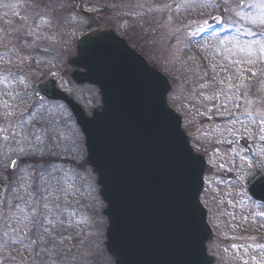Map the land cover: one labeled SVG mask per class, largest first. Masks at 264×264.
Segmentation results:
<instances>
[{"label":"rangeland","instance_id":"374dc122","mask_svg":"<svg viewBox=\"0 0 264 264\" xmlns=\"http://www.w3.org/2000/svg\"><path fill=\"white\" fill-rule=\"evenodd\" d=\"M29 1L0 0V183L8 184L6 199L0 207L2 264L113 263L104 250L107 220L102 212L105 205L99 198L97 178L87 165V149L81 132L64 104L41 102L36 91L42 79L54 72L69 70L66 61L70 56L75 57L76 43L89 24L79 14L83 10L99 17L102 30L113 29L122 36L138 32V17H142V26H147L149 37L147 39L142 32L147 41L142 42L144 51L141 52L170 80L173 89L169 106L183 118L193 148L206 156L207 168H211L206 174L204 196L210 200L206 202L208 207L214 208L215 194L227 201L233 192L235 201L247 202L244 182L236 183L233 191V179L224 180L220 176L222 171L234 169L239 171L238 182L249 174L247 169H264V157L262 161L261 155L258 159H248L237 143L248 137L249 122L259 119L264 124V59L261 64L246 68L225 67L223 64L230 63L231 59L219 64L218 55L210 46L215 44L220 31L211 32L204 26L206 21L222 15L225 25L221 33H225L222 38L225 41L219 43H230L237 29L242 30L240 39L264 40V28L236 15L237 0H206L202 9L195 5L201 0ZM247 2L249 0H245ZM49 3H56L58 7ZM221 7L225 13H221ZM31 8L36 13H44L39 26L27 27L28 16L24 13ZM55 10L59 13H53ZM244 31H251L253 35H244ZM204 32L206 35L199 41L198 37ZM37 33L46 38L43 49L42 42L34 38ZM15 37L31 39L26 43L35 49L36 59L25 53L22 56H28V62L15 60L18 55L15 50L19 48ZM139 40L141 35L136 39L140 44ZM236 51L234 58L246 57L247 53ZM211 54L212 62L208 58ZM258 54L262 53L254 52L251 59L258 58ZM218 68L221 75L229 79L219 85L221 90L211 84L210 78L211 72L215 73ZM247 71L250 73L246 77ZM228 86H232L231 90ZM61 89L71 95L87 115H91V108L100 105L96 88L78 87L64 81ZM246 110L251 112V119ZM262 137L264 131L257 136L255 144L264 149ZM261 153L264 155V150ZM13 160L18 162L15 170L11 169ZM217 169L214 180L212 173ZM44 228L48 229L47 233ZM21 238L28 251L13 256L8 246L14 241L21 242ZM39 242L42 244L37 251L33 246L37 248ZM240 248L229 245L225 250L230 256L242 257Z\"/></svg>","mask_w":264,"mask_h":264},{"label":"water","instance_id":"95a60500","mask_svg":"<svg viewBox=\"0 0 264 264\" xmlns=\"http://www.w3.org/2000/svg\"><path fill=\"white\" fill-rule=\"evenodd\" d=\"M88 30L69 62L77 69L71 78L100 89L101 112L87 117L57 90L63 76L53 75L38 89L42 100L67 103L86 138L107 204L106 247L114 264H213L207 255L212 232L199 201L205 162L168 107L171 85L113 32H99L97 23ZM4 190L0 186V203ZM256 191L254 197L264 200Z\"/></svg>","mask_w":264,"mask_h":264},{"label":"flooded vegetation","instance_id":"af4514ba","mask_svg":"<svg viewBox=\"0 0 264 264\" xmlns=\"http://www.w3.org/2000/svg\"><path fill=\"white\" fill-rule=\"evenodd\" d=\"M141 32V31H140ZM140 36L139 32H132L128 35V41L134 48L139 46L136 42ZM253 151L249 157H254ZM248 175L244 179L243 187L247 191V203L240 205L235 204L233 198H226L227 201L220 199L216 211V229L215 241V264H236L234 256H228L223 248L225 244L234 243V237L237 233L234 230L236 222H242V229L239 231L240 236L244 239L237 242L246 248L247 264H264V202L257 201L251 194L250 189L254 186L258 188V193L264 198V169H247ZM210 248V247H209Z\"/></svg>","mask_w":264,"mask_h":264},{"label":"snow or ice","instance_id":"6c2138e0","mask_svg":"<svg viewBox=\"0 0 264 264\" xmlns=\"http://www.w3.org/2000/svg\"><path fill=\"white\" fill-rule=\"evenodd\" d=\"M237 11L236 15L241 17L242 19H248L252 24H258L259 27L264 28V0H249V2L245 3V0H237ZM245 9L251 10V11H245ZM241 29H237V35L233 37V40L230 41L231 44L234 45V47L241 51L247 53V57L245 58V61L248 64H253L254 61L251 59V56L254 52H260L264 53V40L262 41H255V42H245L239 38V34L241 33ZM244 35H253L251 31H244ZM236 63H240V61H236ZM255 75V73H253ZM6 80L7 77H4ZM19 95V94H18ZM13 99H16L15 97ZM23 96H20L21 102H23ZM6 107H10L9 105H6ZM246 115L251 119V112H248L246 110ZM18 123L23 124V121H19ZM2 130V129H0ZM7 139V137H5ZM264 139V137H262ZM21 151H23L21 149ZM193 164L195 165V159H192ZM13 170H15V166L17 165V161L13 160L12 162ZM8 167L7 165L5 166ZM24 171V170H22ZM20 179H23L21 176ZM23 211V209H21ZM260 215H264V213H260ZM51 223V221H49ZM44 232L47 233L48 229L44 228ZM41 239L43 237L41 236ZM15 242V241H14ZM21 242H23V238H21ZM33 243H36V241H33Z\"/></svg>","mask_w":264,"mask_h":264}]
</instances>
